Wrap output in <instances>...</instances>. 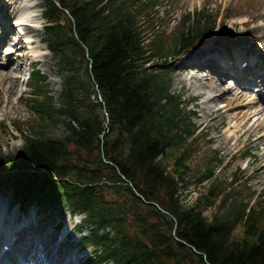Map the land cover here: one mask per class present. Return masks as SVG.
I'll use <instances>...</instances> for the list:
<instances>
[{
    "label": "trees",
    "instance_id": "obj_1",
    "mask_svg": "<svg viewBox=\"0 0 264 264\" xmlns=\"http://www.w3.org/2000/svg\"><path fill=\"white\" fill-rule=\"evenodd\" d=\"M136 1L44 0L43 40L61 88L57 98L47 94L45 75L33 67L32 109L63 131L20 129L19 150L3 155L0 149V189L24 205L85 211L83 224L93 229L83 241L93 247L95 263L264 264L263 198L256 206L237 200L229 208L226 197L209 217L203 211L220 194H213L215 185L191 205L179 198L192 180L188 171L200 143L157 65L193 49L215 19L187 12L170 53L163 33L148 43L141 34L147 4ZM215 156L197 171V183L212 177Z\"/></svg>",
    "mask_w": 264,
    "mask_h": 264
},
{
    "label": "rangeland",
    "instance_id": "obj_2",
    "mask_svg": "<svg viewBox=\"0 0 264 264\" xmlns=\"http://www.w3.org/2000/svg\"><path fill=\"white\" fill-rule=\"evenodd\" d=\"M41 1L42 10H44V1ZM151 1H136L138 5L147 4V6L143 7L144 9L139 16L138 25L141 28V34H144L148 38L158 32L163 33L166 36L164 38V46L170 53L174 52V48L172 47L173 38L178 33L180 21L187 12L194 13L195 15L196 11H206L216 22L215 27L208 36L204 37L193 49L181 54L169 63L163 64L159 62L160 65H157L160 72L161 70L163 71L162 75L169 77L170 91L179 100L183 114L188 115L190 121L196 126L194 135H197L200 143L199 151L190 162V170L188 171V177L192 179L190 185L186 189H181L179 194L181 202L186 206L191 205L198 195L204 193L211 185H215L216 192L213 194H220L216 197L217 200H214L212 206L203 211L205 216L209 217L211 213L215 212L219 202L226 197L228 198L226 206L229 208L237 200H240L241 204H244L246 208L256 206L259 198H263L264 200V176L262 180L256 183L253 182L251 173L254 169L249 167L247 163L253 160L254 154L258 153V150L252 145V142L248 144L243 143L234 149L233 156L225 158L223 154L224 149L217 146L214 137L224 132L227 119L220 122L219 119L222 114L213 112L201 121L199 119L202 113L200 105L202 104L203 96L193 93V90L202 86V80L199 83L195 79H192L194 87L188 86L187 82L181 87L183 82L180 78L176 77V72L182 68V66L177 67L178 63L185 60L190 54L196 55V50L200 49L201 46L220 47L225 48L226 51L234 49L235 53L250 48L264 54V0H155L153 3ZM7 3L10 4L9 0ZM191 22L192 20H190ZM41 23V26H43V18ZM164 23L165 25H163ZM43 37L44 32L42 39ZM150 38L147 39V43L150 41ZM40 51H42L40 53L41 59H37L36 53L28 49L25 50V56L22 59L21 70L19 71V81L14 79L9 98L7 97L8 93L0 89V149L3 155L15 153L19 150L24 141L21 132L29 133L30 129L35 130L47 125L51 133L62 134L63 129L59 123H56L57 125H53L52 127L49 124H45V121L41 120L38 113L32 109L33 100L31 99L37 96L29 86L30 78L27 79L26 83L22 81V78L26 77L27 70L30 73L33 67H36L46 77V87L49 91L47 94L57 98L61 88V75L56 64V59L51 52L49 53L46 46ZM13 63L15 65V62ZM208 70L206 68L205 72ZM232 82L234 83L233 79H228L225 84H232ZM248 92V97L256 100L258 96L256 90L248 89ZM39 97L41 98V96ZM223 100L219 98L217 104H223ZM259 105L261 108L264 106L262 103ZM231 110L225 108L224 113L227 114ZM211 117L213 118L211 119ZM211 122H215V125H211ZM15 125L18 126L19 131L15 130ZM210 155H216L215 159L217 164H219L216 165L212 177L197 183L194 176L199 169L204 167L203 165ZM231 178L235 179L232 183H229ZM1 191L6 192L8 190L1 189L0 193ZM13 203L12 210H16L18 204L16 201ZM44 208L46 209L42 215L47 216L49 213H52L49 217V226H53V222L58 218L59 214H61L64 224L70 218L73 228L71 237L67 240L64 239L62 243V248L67 249L65 257L68 258V250L75 249V242H79L84 235H87L89 230L93 229V225L83 224L85 219L82 210L73 213L71 210L56 204H50ZM77 226L81 227L80 231H77ZM54 233L56 234L55 231H52L54 238H56ZM10 236L11 234L8 233L7 241L10 239ZM2 244L4 242L0 243V247ZM88 249L90 250V248ZM80 253L84 258V253Z\"/></svg>",
    "mask_w": 264,
    "mask_h": 264
},
{
    "label": "bare ground",
    "instance_id": "obj_3",
    "mask_svg": "<svg viewBox=\"0 0 264 264\" xmlns=\"http://www.w3.org/2000/svg\"><path fill=\"white\" fill-rule=\"evenodd\" d=\"M7 2L0 0V89L8 93L9 98L13 81L18 80L25 50L33 51L37 59H41L40 50L46 44L42 41V1ZM196 51V55L190 54L178 63L177 67L182 68L178 69L176 77L183 82L181 87L186 82L188 86L194 87L192 79L197 82L202 80V86L193 90V93L203 96L200 105L201 121L213 112L222 114L220 122L227 119L224 132L214 137L217 146L224 149L225 158L233 156L234 149L240 144L252 142L258 153L254 154L253 160L248 161L247 165L254 169L251 178L256 183L264 176V109L255 105L261 99L260 95L254 102V99L248 97L247 90L264 89L263 67L259 65L263 55L255 50L245 49L235 53L234 49L226 51L225 48L210 46H201ZM245 60L246 64L242 65L240 61ZM206 68L211 71L205 72ZM229 76L235 82L226 85ZM254 81L260 82L261 89L259 86H251ZM219 98L224 99L221 105L217 104ZM225 108L232 110L225 114ZM211 125L214 126L215 122H211ZM4 201L13 208L14 201L8 191L0 193V225L2 223L7 231L8 224L12 223L9 230L11 238L7 241V249H0V264H27L29 261L35 264H69L60 260L61 252L67 249L62 248V241L56 240L50 230L42 226L44 221L31 218V213L24 215L27 219H22L23 216L17 210L5 208ZM2 237L5 238V233L0 239Z\"/></svg>",
    "mask_w": 264,
    "mask_h": 264
}]
</instances>
